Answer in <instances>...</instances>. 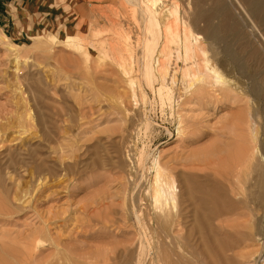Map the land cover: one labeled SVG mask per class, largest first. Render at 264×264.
I'll use <instances>...</instances> for the list:
<instances>
[{
    "label": "rangeland",
    "instance_id": "obj_1",
    "mask_svg": "<svg viewBox=\"0 0 264 264\" xmlns=\"http://www.w3.org/2000/svg\"><path fill=\"white\" fill-rule=\"evenodd\" d=\"M252 1L170 0L167 7L178 5L177 12L172 10L179 19L176 28L181 32L188 27L198 35L221 73L245 83L237 69L250 62L240 51L241 44L251 45L250 52L256 47L264 57V38L258 36L264 37V27L250 12ZM135 3L30 0L22 9L27 25L19 27L24 37L16 38L0 27V264H33L30 251L42 240L47 246L35 256L38 260H56V242L66 248L60 262L97 264L94 257L103 227L115 237L107 233L105 238L138 241L129 194L142 185L141 206L150 212L151 199L144 191L153 180L156 160L173 173L180 189L177 209L164 206L162 231L157 236L151 233L164 243L163 252H169L168 264H264L262 211L247 203L231 208V216L214 215L201 203L200 194L184 191L180 177L182 172L210 170L224 161L232 166L237 150L232 123L243 103L236 102L232 92L233 98L224 105L177 104L181 83L169 85L162 96L153 94L151 82L157 85V80L147 86L138 56L158 28L143 23ZM219 9L228 17L218 15ZM165 18L160 19V43L172 24ZM181 42L179 36L170 49L177 53L173 59L180 69H186L195 58L183 54ZM118 57L124 59L133 86ZM257 101L264 106L263 100ZM260 114L253 146L264 154V110ZM180 118L192 125L184 127L183 138L177 132ZM20 151L25 161L19 159ZM8 152L15 171L6 170ZM243 192L246 198L247 191ZM146 219L151 231L150 216Z\"/></svg>",
    "mask_w": 264,
    "mask_h": 264
},
{
    "label": "bare ground",
    "instance_id": "obj_2",
    "mask_svg": "<svg viewBox=\"0 0 264 264\" xmlns=\"http://www.w3.org/2000/svg\"><path fill=\"white\" fill-rule=\"evenodd\" d=\"M133 1L139 5L138 8H140L142 18L144 19L143 23L147 22L148 25L150 24L151 26H155V28L157 26L158 28H156L158 30V34L153 31L156 35L155 36L152 33L155 38L151 35L149 36V38L146 39L144 43V50L141 51V55L138 56L140 62H143L142 66L144 74L142 73V76L143 78L145 77L148 80H146V84L148 82L150 84L151 80L154 81L153 78L157 80V85L156 83L154 85L153 82H151V88L150 85L147 84V86L149 85V88L152 89L151 92H153V94L156 93L162 96L164 95V91L167 92L169 85H174L176 87L179 83H181L180 87L176 88L177 104H186L187 102L193 101H197L200 103H223L225 101H230L233 98L232 92H235L237 94L238 101L236 102L241 104L243 103L242 106L240 105V108L236 113V118L233 120L232 123L233 128L231 130V133L234 135L236 139L235 145H237L235 146L237 147V150H235L236 158L234 159L235 161L233 162L232 166H228V163L224 161L223 165L217 167L211 166L210 170L197 169V171L193 170L189 172L180 173V177L183 179L184 182V187H186L184 191L187 189L188 192L191 194H200L199 200H201V203L207 204L208 210H210L214 215L218 216H227L230 214L233 215L234 213L232 212L231 208L237 210V208H240L239 206H244L247 203H252L256 206L257 210L262 211V216L260 217H262V220L264 221V154L262 152L263 150L259 149L256 144L255 146H253V136L255 134L257 135L260 130V112L264 110L263 104L258 102L259 100L257 101V98H260L264 101V57L259 53L260 51L257 50L256 47H252V50L250 52L248 50V46L251 47V45L247 46L246 44H241L240 51L244 55H249L248 61L250 63H244L242 66L239 67V69H237L239 75L242 76L245 81V83H240L231 76H226L220 72L219 67L216 64L217 62L211 60V58H208V53L205 50L204 44L202 43L200 38L197 37L198 35H194V33L188 27H182L181 32L176 28L179 22L178 17L174 14V12H177L178 10L177 4H171L173 6L170 5L167 7V5L170 4V0ZM133 1L131 0V2ZM243 1L250 2L252 0ZM251 6V14L255 17V19L259 20L262 23V26L264 27V0H253ZM133 7L135 6L133 5ZM138 8L136 7L134 9ZM173 9L176 11H174ZM217 14L226 15L228 17V13L224 9H219ZM164 17H166V20L172 21V24L168 28V34L167 32L165 33V40L160 43V37L162 35L160 34L159 36V29H161L162 27L160 19H164ZM149 30L150 29H148V31ZM179 36L183 38V42H181L183 54L185 56H193L195 58L194 61L190 63L191 66H185L186 69L183 68L184 70L180 69L177 59H173V56L177 53L175 54L174 51L170 49L171 43L175 42L179 38ZM258 36L260 38H264L261 33H259ZM69 38L71 37L69 36ZM230 44L231 43L227 42V49L230 48ZM118 58H116V60L118 61L122 72L126 77L129 78L130 84L133 86V81L131 80L132 76L130 75V71L125 68L126 66L124 65V59L121 60V58ZM182 70L184 72H182ZM234 70L235 69H232L230 71L231 74L234 72ZM180 71L182 72V80L178 79ZM170 98L172 99L173 97H169V99ZM244 98H249V100L245 103ZM146 113L147 111L145 112V114ZM182 119L183 118H180V120L178 121L179 125L177 132L183 138L186 137V127L188 125L186 126V121ZM190 126L192 125H189L188 127ZM195 134L196 133H193V135ZM11 149L9 148L10 152ZM10 152H8L7 154V161L4 160V164L6 165V170H9L11 167H14L13 170L15 171L16 168L13 163L14 161L10 160ZM22 155L23 153L21 152L19 154V159L21 158L23 160L25 159V156L23 157ZM141 156L143 157V154H141ZM145 157L147 158V156ZM42 160L44 159L42 158ZM44 163L45 162H43V164ZM143 164H145V162ZM44 167L47 168L48 166ZM154 167L155 174L153 175V180L151 181V184H149V186L146 188V190L143 189L145 190L144 195L150 197L149 199H151V203L149 204L151 208L150 212L144 210L145 207L143 208V206H141L144 203L143 197H141V195L143 194V191L141 192L142 185L139 184L140 187H138L139 185H136L129 194V213L135 218V221L138 224V233L140 234V239L136 242L135 240H128L126 242H116L114 241V239L110 240L108 238H105V235L107 233L110 234V236H112V233L107 231V227H103V230L100 232L101 240L96 246L97 257H94V260H96L95 263L168 264L166 260L169 257V255L167 257V254L169 252L167 250H165L168 252L167 254L163 252L164 243L160 241L159 237L154 236H157L162 231V226L160 225L161 220L163 219L160 213L163 212V207L171 206L173 207V210L177 209L176 192L180 191V189L177 186L178 184L176 185L173 173L170 172V170L168 172H166V170H163L165 168H163L160 161L156 160L154 163ZM48 168L50 169V167ZM228 188H230L229 190H231L234 195L232 194V196H229L230 191L228 192ZM243 191H247L246 198L245 196L240 194V192H242L245 195V192ZM1 201L3 200L1 199ZM1 208L0 210H2ZM164 212L167 211L164 210ZM148 216H150V221L152 225L151 231L147 228L145 222V220H147L146 217ZM205 219H207V217ZM203 228L205 227L203 226ZM209 230L214 231L213 228H210ZM46 232L47 231H44V233ZM151 233L154 236L151 237ZM112 237L115 238L114 236ZM42 242L43 240L38 242L36 241L33 251H30L32 256H34L33 264H65L60 261H64L63 256L65 254L66 248L64 246H60L56 242L53 245L55 246V250L57 251L58 255L56 260L53 261L50 258L46 257L40 258L39 260L36 259V257L38 256L37 253L41 254V249L43 250L47 246L42 244ZM45 243H47L46 240ZM62 244L65 245L64 243Z\"/></svg>",
    "mask_w": 264,
    "mask_h": 264
},
{
    "label": "crops",
    "instance_id": "obj_3",
    "mask_svg": "<svg viewBox=\"0 0 264 264\" xmlns=\"http://www.w3.org/2000/svg\"><path fill=\"white\" fill-rule=\"evenodd\" d=\"M29 2L30 0H0V27L4 30H10L16 38H20V35L24 37L23 32L20 34L21 29L19 27L25 28L27 25L24 16L26 13L22 9L28 6ZM228 246H224V249Z\"/></svg>",
    "mask_w": 264,
    "mask_h": 264
}]
</instances>
